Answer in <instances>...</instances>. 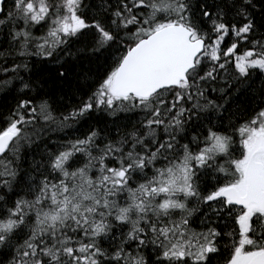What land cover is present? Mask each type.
Returning <instances> with one entry per match:
<instances>
[{"label":"snow or ice","instance_id":"snow-or-ice-1","mask_svg":"<svg viewBox=\"0 0 264 264\" xmlns=\"http://www.w3.org/2000/svg\"><path fill=\"white\" fill-rule=\"evenodd\" d=\"M0 264H264V0H0Z\"/></svg>","mask_w":264,"mask_h":264},{"label":"trees","instance_id":"trees-1","mask_svg":"<svg viewBox=\"0 0 264 264\" xmlns=\"http://www.w3.org/2000/svg\"><path fill=\"white\" fill-rule=\"evenodd\" d=\"M47 71L48 70V66H45V65H42L41 67H40V69H38V71ZM73 102H75V101H73ZM69 134H72L71 133V130H69Z\"/></svg>","mask_w":264,"mask_h":264}]
</instances>
